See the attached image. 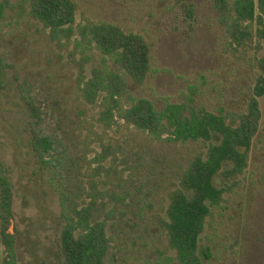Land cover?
I'll list each match as a JSON object with an SVG mask.
<instances>
[{
	"label": "trees",
	"instance_id": "1",
	"mask_svg": "<svg viewBox=\"0 0 264 264\" xmlns=\"http://www.w3.org/2000/svg\"><path fill=\"white\" fill-rule=\"evenodd\" d=\"M211 1L225 34L226 52H253L250 61L256 78L242 110L222 105L207 109L202 104L208 84L205 75L188 84L179 100L163 97L158 107L151 96L136 95L129 87L131 81L145 84L160 71L154 67L153 51L143 34L103 19L77 21L74 0H0V37L7 24H37L77 69L76 89L83 103L78 113L86 115L81 128L87 130L79 141L84 151L81 164L67 144L45 132L40 109L23 96L33 119L28 123V145L48 173L46 185L59 204L62 264H105L110 250L122 254L129 240L121 234L122 224L133 231L125 217L132 213L141 220L150 219L148 212L157 205L160 210L153 218L166 239L165 247H153L146 258L136 257L132 249L123 264H203L200 239L207 224L211 226L225 209V194L237 193L254 139L264 131L259 101L264 96V0ZM124 127L141 138L144 149L134 150L127 140L106 137L109 131L118 133ZM94 143L97 148L92 147ZM154 145L187 150L180 155L177 151L169 171L161 168L162 182L157 180L162 179L158 172L145 165L151 154L146 148ZM90 153L93 156L88 159ZM119 162L126 168H119ZM218 174L230 182L216 185ZM145 177L154 178L151 185ZM161 188L165 196L158 199L155 192ZM106 202L111 208L95 219ZM12 218V185L1 168L0 242L5 251L1 264H18L16 236L9 232ZM131 238L134 247L139 236ZM209 249L204 252L206 259L211 256Z\"/></svg>",
	"mask_w": 264,
	"mask_h": 264
},
{
	"label": "rangeland",
	"instance_id": "2",
	"mask_svg": "<svg viewBox=\"0 0 264 264\" xmlns=\"http://www.w3.org/2000/svg\"><path fill=\"white\" fill-rule=\"evenodd\" d=\"M78 4L77 21L83 17L117 23L124 30L143 34L149 41L154 67L160 69L149 76L143 85L129 83L131 91L140 96H151L158 107L162 98L179 100V94L194 83L199 75L208 81L202 104L210 110L219 105L242 110L248 99L256 72L251 67L252 50L236 54L226 52L225 34L216 20L211 0H74ZM77 69L65 51L48 41L39 25L23 22L7 24L0 37V169L3 168L13 190V218L9 232L16 236L18 264H62L60 252L59 204L46 185L48 173L39 166L28 145L31 132L28 123L33 119L25 99L32 101L43 115V128L53 134L82 163L84 155L80 140L86 129L81 128L78 113L83 108L76 89ZM264 122V96L259 98ZM98 132L102 128L95 126ZM112 140H127L134 150L143 148L141 138L124 127L118 133L109 131ZM92 147L97 148V143ZM130 149V148H128ZM149 149L146 168L158 172L171 168V160L179 155L175 149ZM185 153V152H183ZM93 153L87 155L90 159ZM131 163V162H130ZM170 165V167H169ZM119 168H126L119 162ZM152 172V171H150ZM151 179L148 180L152 184ZM240 186L235 194H225V209L217 214L211 226L207 224L200 239L199 256L203 264H264V131L254 139L247 171L239 176ZM143 181V182H144ZM156 181V184L159 182ZM230 181L221 174L215 178L220 186ZM139 184V182H136ZM165 183H162L164 186ZM158 199L165 196L156 190ZM157 198V197H155ZM111 203L100 205L95 219H101ZM137 208H134L136 211ZM160 210L157 205L148 212L150 219L141 220L129 213L125 218L133 225L122 224L121 234L128 236L124 251H109L105 264H123L132 256L146 258L155 246L165 247L154 220ZM112 227L109 231H112ZM138 235L133 247L131 235ZM209 246L210 258L204 257ZM173 253V252H172ZM5 256L0 242V264Z\"/></svg>",
	"mask_w": 264,
	"mask_h": 264
}]
</instances>
